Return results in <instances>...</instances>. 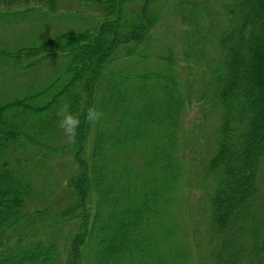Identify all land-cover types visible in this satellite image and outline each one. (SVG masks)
<instances>
[{"label":"trees","instance_id":"1","mask_svg":"<svg viewBox=\"0 0 264 264\" xmlns=\"http://www.w3.org/2000/svg\"><path fill=\"white\" fill-rule=\"evenodd\" d=\"M30 1L52 18L0 24V264H264V0L0 3Z\"/></svg>","mask_w":264,"mask_h":264},{"label":"rangeland","instance_id":"2","mask_svg":"<svg viewBox=\"0 0 264 264\" xmlns=\"http://www.w3.org/2000/svg\"><path fill=\"white\" fill-rule=\"evenodd\" d=\"M176 1L177 0H171V4H173V6H174ZM180 1L181 0H178V3ZM182 1L186 2L188 0H182ZM189 1L200 2L201 0H189ZM173 6H172V8H173ZM29 7H33L34 10H41L40 11L41 14H42L41 17L52 18V17H49V14H47L49 9H47L46 7H44L42 5L40 6L35 1H30L28 4L24 3V2H22V3H13V4L0 3V24H1V22L4 21V19L14 22V20L17 19L16 17H14L15 14H17L20 11L26 10ZM176 7H178V5ZM61 8L66 10L64 7H60V5H57L56 10H58V11L57 12L55 11L56 12L55 17L58 18V14L62 10ZM44 14H46V15H44ZM34 15H37V14H34ZM18 16H20V15L18 14ZM38 17L39 16L37 15L35 17V19H38ZM92 19H96V18H94V16L92 14H88L83 19H78L77 21L79 22V24L85 25L84 26V28H85V27H88V24H89L88 22L89 21L91 22ZM50 20H52V19H50ZM45 21H48V20H45ZM71 21L72 20L67 19V20H65L63 25L62 24H54V25L56 27H59L61 25L60 29H63L64 27H69V28L74 29L73 26L75 24H77V23L76 22H71ZM75 21H76V19H75ZM47 24L50 26L49 23H47ZM180 27H182V26L179 25L177 20L170 19L164 25L161 26V30L158 33L160 34L163 31L165 34L161 33L160 36H156V42H158L159 45L161 46L163 44V41H164V36L166 38L165 43H167V42L176 43L177 41H180V37L181 36H180V33L177 31L178 28H180ZM43 29L46 30L47 28L43 25ZM47 31H49V30L47 29ZM20 43H22V42H20ZM28 43L29 42H26L25 44L28 45ZM158 53H160V50H159ZM2 73H5V70H3ZM52 73H53V71H51L50 76L52 75ZM194 76H195V80H194L193 84H196V85L199 86V81H201V78L198 77V75H194ZM187 85H189L191 87L192 83L188 82ZM0 89H1L0 99L2 101H5L8 97H10L12 92H13V89H14L13 82H12L11 78L8 76V74H6V73L4 74V76L0 80ZM197 93H198V91H197ZM198 107H200V105L196 104V106L194 105L191 109H189L187 112H185L184 118H183V126L187 127V129H190V128L193 129V124H194V122L196 123V121L198 122V124L200 123L199 121H200V119L202 117L201 115H203V113H201V110ZM206 110L207 111H205V112H208L209 105L206 106ZM206 122H207V125L205 126V128L203 130L206 133L207 139H206V142L201 143V145L198 148V151H196L197 154L200 153V152L203 153L205 151V148L208 145L209 140H211V136L214 134V131H215V126H214L215 124L214 123H217V120H216V117L215 118L211 117L210 120H208ZM206 122H204V123H206ZM59 153H61V152L59 151ZM45 169H46V163H45V166H44V170ZM54 169L56 171V174L59 176L61 174V172H62V169H59L58 167H54Z\"/></svg>","mask_w":264,"mask_h":264},{"label":"clouds","instance_id":"3","mask_svg":"<svg viewBox=\"0 0 264 264\" xmlns=\"http://www.w3.org/2000/svg\"><path fill=\"white\" fill-rule=\"evenodd\" d=\"M102 113L96 108L89 107L84 115L85 120L95 122L100 119ZM58 126L71 141L77 135V129L81 124L79 116L69 110L68 104L63 105L57 112Z\"/></svg>","mask_w":264,"mask_h":264}]
</instances>
